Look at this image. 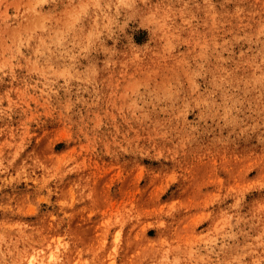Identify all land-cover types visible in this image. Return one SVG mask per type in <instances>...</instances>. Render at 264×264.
<instances>
[{
  "label": "rangeland",
  "instance_id": "rangeland-1",
  "mask_svg": "<svg viewBox=\"0 0 264 264\" xmlns=\"http://www.w3.org/2000/svg\"><path fill=\"white\" fill-rule=\"evenodd\" d=\"M0 264H264V0H0Z\"/></svg>",
  "mask_w": 264,
  "mask_h": 264
}]
</instances>
